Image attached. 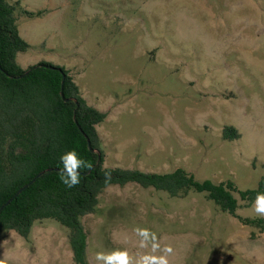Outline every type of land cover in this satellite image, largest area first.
Masks as SVG:
<instances>
[{"label": "rangeland", "instance_id": "obj_1", "mask_svg": "<svg viewBox=\"0 0 264 264\" xmlns=\"http://www.w3.org/2000/svg\"><path fill=\"white\" fill-rule=\"evenodd\" d=\"M7 2L30 45L17 63L65 68L88 105L106 114L97 126L105 167L182 168L238 190L232 216L206 193L110 186L82 219L90 264L96 252L150 253L138 247L137 227L172 247L169 264H264V232L243 222L262 218L239 194L264 176V0ZM226 127L240 138L226 140ZM69 235L53 219L35 222L27 238L0 233V259L75 264Z\"/></svg>", "mask_w": 264, "mask_h": 264}, {"label": "trees", "instance_id": "obj_2", "mask_svg": "<svg viewBox=\"0 0 264 264\" xmlns=\"http://www.w3.org/2000/svg\"><path fill=\"white\" fill-rule=\"evenodd\" d=\"M15 12L7 0H0V209L45 173L0 211V233L15 231L27 238L35 222L56 220L70 230L74 263L90 264L82 219L96 212L99 196L108 187L130 183L172 197L206 193L223 212L236 216L238 201L233 193L238 190L232 182H200L182 168L158 174L105 167L97 126L106 114L88 105L65 68L41 62L23 69L17 63V55L30 45L20 36ZM224 138L237 140L240 134L226 127ZM70 150L92 165L91 170L80 169V183L73 188L60 179V157ZM258 193H264V176L256 189L239 191L249 204ZM243 222L264 232V218Z\"/></svg>", "mask_w": 264, "mask_h": 264}, {"label": "clouds", "instance_id": "obj_3", "mask_svg": "<svg viewBox=\"0 0 264 264\" xmlns=\"http://www.w3.org/2000/svg\"><path fill=\"white\" fill-rule=\"evenodd\" d=\"M63 168L60 169L61 182L68 188H73L80 183V169L88 168L92 165L86 163L78 157L75 150H70L60 157ZM106 180L110 179V174L105 173ZM253 209L258 217L264 218V193H258L253 203ZM134 233L138 237V247L148 249V254L137 253L135 256L129 254L127 249L113 250L111 252H96L93 255L96 264H169V256L173 253L171 246L161 247L155 233L146 228H135ZM159 253V254H156ZM0 264H6L4 259H0Z\"/></svg>", "mask_w": 264, "mask_h": 264}, {"label": "water", "instance_id": "obj_4", "mask_svg": "<svg viewBox=\"0 0 264 264\" xmlns=\"http://www.w3.org/2000/svg\"><path fill=\"white\" fill-rule=\"evenodd\" d=\"M67 101H69V100H67ZM44 173H45V172H41L36 178L41 177L42 175H44ZM36 178L33 179V180L31 181L30 184H32L33 182H35ZM30 184H29V185H30ZM29 185H25L24 187H22V188L16 193V195L14 196V198L17 197V196H18L22 191H24L26 188H28ZM14 198H13V199H14ZM13 199H10L9 201H7V203L1 207L0 211L3 210V208H4L5 206H7L8 204H10L11 201H12Z\"/></svg>", "mask_w": 264, "mask_h": 264}, {"label": "crops", "instance_id": "obj_5", "mask_svg": "<svg viewBox=\"0 0 264 264\" xmlns=\"http://www.w3.org/2000/svg\"><path fill=\"white\" fill-rule=\"evenodd\" d=\"M23 69H25V68H23Z\"/></svg>", "mask_w": 264, "mask_h": 264}]
</instances>
